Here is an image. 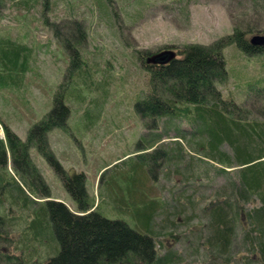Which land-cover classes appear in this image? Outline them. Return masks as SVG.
Wrapping results in <instances>:
<instances>
[{"label": "trees", "instance_id": "trees-1", "mask_svg": "<svg viewBox=\"0 0 264 264\" xmlns=\"http://www.w3.org/2000/svg\"><path fill=\"white\" fill-rule=\"evenodd\" d=\"M5 1L25 7L39 2L42 5V23H48L45 15L47 0H23L22 3L0 0V4ZM89 1L91 10L109 26L112 35L117 36L115 25L110 20L111 14L115 15V7H111L113 1ZM125 1L129 0L119 3ZM143 2L134 0L136 4ZM260 3L264 13V0ZM120 10L123 11L122 8ZM132 13L133 16L125 12L137 22L139 13ZM73 23L78 29L79 41L72 43L65 35L62 36L69 63L66 79L54 95L52 109L29 128L25 140L18 138L0 121L3 131V139L0 138V264H164L168 256L159 257L155 238L160 234L154 230V219L162 214L167 218L186 214L185 220L196 219L195 223L200 228L197 240H201V234L205 232V255L212 256L214 264H264V119L252 116L250 109L235 101L232 92L222 93V87L228 81L222 56L226 46L235 44L248 56H264V46L249 43L246 34L250 27L234 26L230 34L208 45H179L174 49V56L169 57L171 53L166 52L161 54L165 57L163 63L147 62L144 56L151 52H137L139 58H143L148 88L133 107L143 128L153 134L146 146H139V150L149 155L160 152L164 168L180 173L184 178L188 175L191 180L206 176L208 168H212L215 174H225L227 181L214 192V197L199 203L200 200L194 198L196 190L190 196L185 193L176 195L171 191L170 199L176 206L166 212L170 203L150 197L147 186L150 180L143 175L142 196L132 194L127 201L119 197L121 203L107 209L111 211L109 214L107 210L104 213L94 207L81 173L61 177L62 186L77 205V212L69 211L62 203L53 200L35 203L15 182L7 189L9 194L5 200L8 202L1 197L3 184H9L3 181L2 176L8 158L6 153H9L13 170L18 171L17 163L23 164L25 160L46 188L29 158V151L36 147L49 164L61 169L49 150L47 134L65 125L71 104L84 107L86 96L82 93L83 88L98 92L103 84L93 78L94 74L98 75L97 66H89L80 55L79 44L83 43L86 33L79 21L73 19ZM54 28L56 30V26ZM30 51L29 46L21 41L0 36V88L18 86L27 69ZM261 91L264 99V88ZM99 100V96L93 97L84 107V115L92 118V123L101 113ZM95 109L98 114H95ZM162 121L164 128L159 127ZM177 121L184 129L174 125ZM170 129L180 143L163 146L161 140L168 138ZM184 143L201 160L188 157L183 151ZM20 152L24 160L17 158ZM181 167L184 171H180ZM248 203L249 208L246 207ZM12 207L19 211L18 216H9L7 210ZM129 212L134 213L135 228L124 220ZM16 229L21 233L18 239L11 240L9 230L16 232ZM233 243L239 244L246 254L237 262L231 258L230 246Z\"/></svg>", "mask_w": 264, "mask_h": 264}, {"label": "rangeland", "instance_id": "rangeland-1", "mask_svg": "<svg viewBox=\"0 0 264 264\" xmlns=\"http://www.w3.org/2000/svg\"><path fill=\"white\" fill-rule=\"evenodd\" d=\"M47 1V24L42 23V5L39 2L31 7L15 6L8 1L0 4V36L19 40L31 50L27 69L18 86L0 88V121L18 138L25 140L29 128L52 109L54 95L66 79L69 63L65 41L62 46V36L65 35L72 43L79 41L73 19L82 24L86 33L83 43L79 44L80 55L89 66H97L98 75L96 77L94 74L93 78L97 83L103 82L98 92L82 89L86 96L83 106L86 108L91 98L99 96L101 113L92 123V118L84 115V107L71 104L65 125L47 134L49 150L61 169L49 164L36 147L31 148L29 158L46 188L24 160L22 152L17 156L24 160L23 164L17 163L18 171L12 169L11 158L6 153L8 158L2 176L3 181L9 184H3L1 197L5 200L9 194L6 193L7 189L16 183L35 203L53 200L62 203L69 211L77 212L75 201L61 182L62 176L73 173L84 176L89 199L97 210L104 213L113 204L121 203L119 197L127 201L132 194L142 196L143 175L150 180L147 183L150 197L162 198L170 203L166 212L176 206L170 199L171 191L176 195L185 193L190 196L196 190L194 198L199 199V203L214 197V192L227 181L225 174H215L212 168H208L206 176L191 180L188 175L184 178L182 174L164 168L160 152L149 155L139 150V146H146L153 134L143 128L133 107L134 102L143 95L141 93L148 88L143 58L140 59L137 52H151L144 56L147 62L163 63L161 54L164 52L174 56L175 47L182 44L208 45L230 34L234 26L242 29L250 27L246 34L248 39L253 35H264V13L260 8L262 0H144L142 4H136L134 0L124 3L112 0L115 15L111 14L110 20L115 25L118 37L113 36L109 26L91 10L89 0ZM125 12L132 16V12L139 13L137 22ZM53 26H56V30ZM260 55L248 56L235 44L226 46L222 56L228 81L222 87V93L226 95L232 92L235 101L250 109L252 116L264 119L261 91L264 88V56ZM94 111L96 114L97 110ZM163 124L162 121L159 127H163ZM174 125L183 128L178 121ZM156 131L159 133L160 130L157 128ZM169 131L168 138L161 140L162 145L180 143L174 131ZM0 138L3 139L1 129ZM183 151L188 157L199 159L185 143ZM206 163L209 164V161L206 160ZM180 171H184L183 167ZM246 207L249 208L250 203ZM7 212L9 216L16 217L19 211L12 207ZM107 213L111 214V211L107 210ZM185 216L181 214L167 218L162 214L154 219V230L160 234L155 238L159 257L168 256L164 264H214V258L205 255V232L198 241L200 228L195 223L196 219L185 220ZM133 219V212L124 217L128 225L135 228L136 221ZM16 222L21 223L20 220ZM20 233L9 230L11 240L18 239ZM230 251L231 258L236 262L246 255L239 244L233 243Z\"/></svg>", "mask_w": 264, "mask_h": 264}, {"label": "water", "instance_id": "water-1", "mask_svg": "<svg viewBox=\"0 0 264 264\" xmlns=\"http://www.w3.org/2000/svg\"><path fill=\"white\" fill-rule=\"evenodd\" d=\"M249 43L251 45H255L259 47L264 46V35H253L252 37L249 38ZM170 56H172V54ZM164 58H165L164 56L161 57V59L163 60Z\"/></svg>", "mask_w": 264, "mask_h": 264}, {"label": "flooded vegetation", "instance_id": "flooded-vegetation-1", "mask_svg": "<svg viewBox=\"0 0 264 264\" xmlns=\"http://www.w3.org/2000/svg\"><path fill=\"white\" fill-rule=\"evenodd\" d=\"M164 61V60H163Z\"/></svg>", "mask_w": 264, "mask_h": 264}]
</instances>
